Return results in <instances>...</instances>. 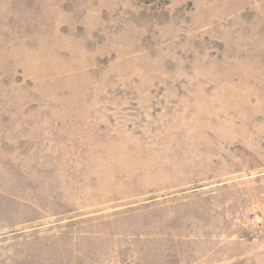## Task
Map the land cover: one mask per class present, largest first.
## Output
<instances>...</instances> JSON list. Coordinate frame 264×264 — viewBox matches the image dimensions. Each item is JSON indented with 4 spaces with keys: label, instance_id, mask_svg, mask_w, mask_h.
<instances>
[{
    "label": "rangeland",
    "instance_id": "374dc122",
    "mask_svg": "<svg viewBox=\"0 0 264 264\" xmlns=\"http://www.w3.org/2000/svg\"><path fill=\"white\" fill-rule=\"evenodd\" d=\"M0 264H264V0H0Z\"/></svg>",
    "mask_w": 264,
    "mask_h": 264
}]
</instances>
